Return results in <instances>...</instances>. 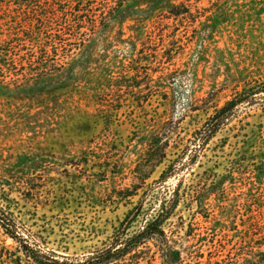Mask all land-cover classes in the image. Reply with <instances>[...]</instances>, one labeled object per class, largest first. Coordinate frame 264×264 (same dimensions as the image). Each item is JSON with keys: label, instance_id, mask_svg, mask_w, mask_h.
Instances as JSON below:
<instances>
[{"label": "rangeland", "instance_id": "rangeland-1", "mask_svg": "<svg viewBox=\"0 0 264 264\" xmlns=\"http://www.w3.org/2000/svg\"><path fill=\"white\" fill-rule=\"evenodd\" d=\"M18 1L0 0V264H106L177 186L164 228L185 264H264V0H98L50 30L46 76ZM139 249L107 264H161Z\"/></svg>", "mask_w": 264, "mask_h": 264}, {"label": "trees", "instance_id": "trees-1", "mask_svg": "<svg viewBox=\"0 0 264 264\" xmlns=\"http://www.w3.org/2000/svg\"><path fill=\"white\" fill-rule=\"evenodd\" d=\"M98 0H19L20 4H28L29 7L33 10L32 15L30 12L29 16V26H34L39 24L42 30L40 35L37 34L36 38L33 39L34 43L40 52L38 57V65L40 66L39 70L43 69L42 75L49 74V69L51 66L55 67L51 61L55 60L58 55L55 43L57 36H61L62 33H66V30L81 29L83 23H86V20L82 18L84 14L88 16L91 10L94 9L96 2ZM101 3L109 4V0H102ZM184 6L181 4H171L169 7V12L173 15L183 14L185 11H181V7ZM35 10V11H34ZM81 17V18H80ZM60 27L62 33H53L49 34L50 30L53 28ZM40 30V29H39ZM46 30V31H45ZM40 32V31H39ZM45 32V35H42ZM61 34V35H59ZM54 52V53H52ZM5 64H7L6 57H1ZM1 60L0 62H2ZM42 66V67H41ZM4 72V70H3ZM5 75V72H4ZM41 75V76H42ZM38 76V75H37ZM46 76V75H45ZM44 77V76H43ZM264 91L258 90L257 92ZM246 98V97H245ZM245 99L240 96L233 98L228 101L223 107L218 109L205 123V125L199 129L196 133V138L203 140L207 143L221 128L222 124L229 118L232 112L236 109L237 105L242 103ZM173 165L169 167L168 171L164 170L162 177L170 176L171 174L178 171ZM173 175V176H174ZM180 183V182H179ZM180 198V188L174 190V196L169 200V203H174L171 205L170 209L168 207H163L162 211H159L151 219H147L145 224L138 231L128 235L127 230L129 225L124 227L122 232L116 236L115 240L112 242V245L108 247L104 254H101L99 257L103 256V261L101 263H110L120 260L122 257L126 256L129 253L134 252L133 254L142 253L143 249H139L142 246H145L150 241H153L156 245V253L160 256L161 264H185V258L183 256V250L178 247L177 240L170 238L167 234L164 223L170 216V211L175 203H178ZM202 203V202H201ZM132 221H129L131 224ZM14 236V235H13ZM141 250L140 253L137 251ZM260 254L264 255V251H261ZM188 255L194 257L195 254L191 251ZM155 256V255H154ZM155 258V257H154ZM153 258V259H154ZM263 263H264V258ZM222 261L216 262V264H221ZM188 264H193L188 262Z\"/></svg>", "mask_w": 264, "mask_h": 264}]
</instances>
